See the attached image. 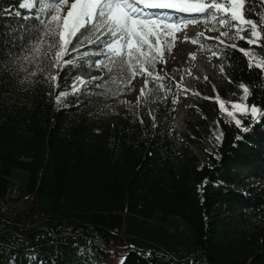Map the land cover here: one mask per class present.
Here are the masks:
<instances>
[{
    "label": "trees",
    "instance_id": "obj_1",
    "mask_svg": "<svg viewBox=\"0 0 264 264\" xmlns=\"http://www.w3.org/2000/svg\"><path fill=\"white\" fill-rule=\"evenodd\" d=\"M17 4L0 0V8L24 14ZM19 23L0 15V50ZM201 39L220 50L224 74L215 92L225 107L240 102L232 92L243 83L248 106L264 111V79L248 66L264 48ZM51 71L59 75L55 89L39 72L25 80L26 73L0 63V264H121L122 257L123 264H264V117L251 122L237 114L249 128L243 132L226 122L210 90L192 94V103L219 121L221 141L214 142L203 118L186 122L193 137L176 135L175 104L163 107L160 88L105 121L107 95L71 97L70 106L57 109L55 98L75 67ZM172 77L174 99L183 89L198 93L184 71ZM98 89L91 93L106 91ZM190 145L210 149L204 165L190 156ZM12 189L22 207L6 200Z\"/></svg>",
    "mask_w": 264,
    "mask_h": 264
},
{
    "label": "snow or ice",
    "instance_id": "obj_2",
    "mask_svg": "<svg viewBox=\"0 0 264 264\" xmlns=\"http://www.w3.org/2000/svg\"><path fill=\"white\" fill-rule=\"evenodd\" d=\"M255 4H259L260 8H254ZM17 8L23 9L24 14L19 10L13 12L0 8V15L7 12L20 20L7 34L9 43L0 50V55L4 57L0 63L5 68L10 66V70L17 74L21 71L26 73L25 80L39 72L55 89L58 87L59 75L53 74L52 69L75 67L79 59L92 55L105 57V60L91 61L90 66L106 68L107 77L102 75L90 80L74 78L70 85L72 94L83 89L86 95L118 96L131 85L133 79L142 76L144 85L137 103L141 98L153 96L155 91L163 87L158 83L163 79L162 69L158 71L156 65L166 63L164 53H171L179 38L177 33H185L183 39H191L192 43H197L203 35L198 33L195 37H188L185 30L190 24L200 23L201 19H188L177 16V13L201 14V17H206L203 22L212 25V31L220 30L215 26L217 23L221 28L231 24L232 39L244 40L250 47L256 45L257 48H264L259 43L264 39V0H18ZM245 31L248 32L247 37L242 35ZM220 36L228 37L229 31L220 32ZM215 39L223 44L219 36ZM89 45H96V51L80 52L81 48ZM225 47L237 46L232 44ZM238 50L251 57V53L245 49ZM219 51L218 48L212 54L218 55ZM190 55L194 58V54ZM248 66L250 69H259L261 79H264V57L256 64L250 58ZM220 70L223 72V66H220ZM77 79L81 84L79 88L75 83ZM109 84L116 85L115 90ZM89 86L105 88L106 91L91 93ZM239 87L243 94L236 97V101L242 102H233L231 111L218 96L216 99L220 109L230 117L226 122L247 132L249 128L243 126L237 114L245 118L250 116L251 122H259L264 117V111L255 104L249 107V89L243 83ZM183 91L188 92L187 89ZM67 95L68 92H60L55 99L59 103ZM148 114L151 116V111ZM140 123H143L142 119ZM220 136L222 133L216 136L217 142ZM123 260L124 257L121 264Z\"/></svg>",
    "mask_w": 264,
    "mask_h": 264
},
{
    "label": "rangeland",
    "instance_id": "obj_3",
    "mask_svg": "<svg viewBox=\"0 0 264 264\" xmlns=\"http://www.w3.org/2000/svg\"><path fill=\"white\" fill-rule=\"evenodd\" d=\"M197 19H201L200 23H197L196 25H189V31H188V37H195L198 33H203V35L199 38L197 43H192L191 39L184 40L183 35L184 33H177V36L179 37L176 42L175 46L171 49V53L169 54L168 51H165L164 53V60L166 61L165 64H157L156 68L157 70H161V76L163 77V80H167V83H165V86H163L162 90L164 93L167 94L166 99L163 100L162 104L165 109L169 108L173 104H175L176 112L173 115L172 118V124L174 128V132L176 135H185L188 134L189 136L193 137L195 135L192 128H190L186 122L187 121H198L200 118L204 119L203 127L207 128L211 132L212 139L214 142H217L216 136L220 135L221 127L218 120L212 121L211 118L205 117L204 113L194 104L192 103V93L188 90L187 93L182 91V94H178L177 98H173V93L171 90H169V84L168 81H173L172 73L178 72L183 73V71L186 73L187 78L190 80L192 88L198 93H209L210 90L213 91L214 96L217 97L216 90L218 89L219 85L222 83V76L224 74L220 70V61L222 59V56L220 53L218 55H213L212 53L215 52V50H209L203 43H202V37L205 35V26H212L210 23L206 24L203 22L206 17H199ZM217 28H219V31H213L212 33H209L211 37L216 38L220 37L222 40L234 43L235 39H232V26L231 24L226 25L225 27L221 28L219 24L217 23L215 25ZM222 31H229L228 37L220 36V32ZM245 37L248 36V32L245 31L242 33ZM244 41V40H242ZM245 42V41H244ZM254 46V45H252ZM88 47L81 48L80 52H95L89 51L87 49ZM194 54V58L192 55ZM75 55V54H74ZM210 55L212 58L209 61H206L204 66L200 67L197 65V62L199 60H203L204 57ZM97 57L96 55H92L89 57H84L83 59H79L77 61V65L75 66V73L73 75V78L70 80L68 85L70 86L71 82L74 80L76 74L79 70L87 69L88 67L91 68L90 62L93 61ZM93 67V66H92ZM95 70L93 72H90L89 75H87L88 80L92 79L93 77H100L102 76L107 69L106 68H99L97 69L94 67ZM195 68L199 69L198 74H196ZM207 77V79H205ZM144 85V77L137 76L135 79L132 80L131 85H129L127 88L124 89L123 93H121L118 96H112L111 94H107V99L104 101L105 106V112H103L102 116L105 121H113L116 118L120 117V112L125 109L126 103H121L120 101H127L129 103H134L137 101V98L140 96V89ZM241 85V84H240ZM63 88L64 89H66ZM150 87V83H149ZM116 88V87H115ZM114 88V89H115ZM98 88L89 86V91L97 90ZM215 89V90H214ZM100 90V89H98ZM62 91V90H61ZM59 94V93H58ZM236 97H239L243 94L242 89L239 87V85L236 87V89L232 92ZM83 89L81 92L76 93L73 97H80L83 96ZM220 97V96H219ZM242 102V101H240ZM56 105V104H55ZM71 105V99L67 102L66 105L57 106V109H61L64 107H68ZM218 122V123H217ZM222 139V136H220V141ZM219 141V142H220ZM210 151L209 148L207 149H201V147H196L194 145H190V156H195L197 158V164L198 166H202L207 162V153ZM15 184H21V181L15 182ZM13 192L8 194L6 197V200L9 201L10 206L14 207H22L23 206V199H20L18 197V191H15V189H12ZM10 196V197H9ZM15 196V197H14Z\"/></svg>",
    "mask_w": 264,
    "mask_h": 264
},
{
    "label": "bare ground",
    "instance_id": "obj_4",
    "mask_svg": "<svg viewBox=\"0 0 264 264\" xmlns=\"http://www.w3.org/2000/svg\"><path fill=\"white\" fill-rule=\"evenodd\" d=\"M177 16H181V15H177ZM184 17H185V18H188L187 16H184ZM188 31H189V28H187V29L185 30V32H186L187 35H188ZM182 33H183V32H182ZM184 34H185V33H184ZM183 36H184V35H183ZM188 36H189V35H188ZM211 58H212V57H211L210 55H208V56L204 57L203 60H199V61L197 62V65L200 66V67H202V66H204L205 62H206V61H209ZM83 70H84V69L79 70L78 73L76 74L75 78H83L84 80H88V78H87L86 75L84 74V71H83ZM195 71H196V74H195V75H197L199 69L195 68ZM198 76H199V74H198ZM73 82H74V80L71 82L70 85H72ZM75 83H76V87H78V88L81 87L80 81H79L78 79L75 81ZM60 92H68L69 95H67L66 97H63L59 103L55 100V104H56L58 107H59V106H62V105H66L67 102L70 100V98L73 97V96L75 95V94H72V88H71L70 86H68V88H66V89H64V90H62V91H60ZM60 92H59V93H60ZM10 191H11V190H10ZM9 193H10V192H9ZM11 193H12V192H11ZM9 197H10V196H9ZM14 197H15V196H14Z\"/></svg>",
    "mask_w": 264,
    "mask_h": 264
}]
</instances>
